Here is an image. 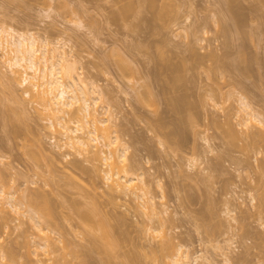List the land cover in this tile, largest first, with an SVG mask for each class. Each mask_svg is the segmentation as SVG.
Listing matches in <instances>:
<instances>
[{"label": "rangeland", "instance_id": "obj_1", "mask_svg": "<svg viewBox=\"0 0 264 264\" xmlns=\"http://www.w3.org/2000/svg\"><path fill=\"white\" fill-rule=\"evenodd\" d=\"M0 26L65 43L75 74L103 91L96 102L113 111L129 170L143 172L137 182L163 222L111 189L97 154L107 146L79 154L63 144L0 47V187L66 244L40 246L29 213L8 205L0 264H171L167 238L197 255L193 264H264V126L242 124L238 100L246 94L264 115V0H0ZM210 51L227 61L223 74L195 61ZM78 105L71 125L85 120Z\"/></svg>", "mask_w": 264, "mask_h": 264}, {"label": "bare ground", "instance_id": "obj_2", "mask_svg": "<svg viewBox=\"0 0 264 264\" xmlns=\"http://www.w3.org/2000/svg\"><path fill=\"white\" fill-rule=\"evenodd\" d=\"M132 8V3H128L126 8L122 9V13L127 14ZM64 44L61 41L51 40L46 36H42V39H40L33 31L19 32L13 26H0V47L4 50L6 62L11 67L15 77L21 74V82L35 89L34 91L30 89L32 87L29 88L32 90V96L47 111L51 126L57 127L64 136L65 142L63 144L74 148L79 154L91 152L92 147L98 145V142L107 146L108 151L102 148L97 154L109 165L106 170V178L112 180L110 183L111 189L117 194H133L136 199H142V202L139 201V203H142L141 205L150 209V211L144 210L140 206L141 210L147 214L150 220L158 218L162 225L160 211L152 205L153 203L150 204L153 197H149L144 186L137 182V180L145 181L143 172L131 173L129 170L132 161L128 151L129 145L123 143L121 135L123 131L117 127L113 111L108 106L96 102L103 100V91L98 84L92 82L88 85L80 76L75 74L73 65L68 64ZM203 54L199 55L194 52L195 61L198 64L207 63L214 68L215 72L218 71L223 74L225 68L228 67V65H225L227 61L224 56L216 51ZM124 65L123 62L121 66L124 68L126 66ZM126 68H129V66ZM247 68L248 65L243 67L245 75ZM176 97H174V100L178 101L177 106L182 105V103L180 104L181 101H186L179 98L180 96ZM238 100L241 101L239 111H243L241 123L247 128L258 126V123L261 127L264 126V115L254 108L248 96L241 93ZM77 103H79L77 109L83 112L85 120L82 121L83 119L78 116L74 119L75 125H71L72 118L68 115L71 114ZM101 106L105 108L103 110L99 109ZM178 107L181 108V106ZM119 130L122 132L120 133ZM226 130L231 141L238 139V133L233 126ZM259 131L262 133L261 130ZM254 133L259 132L254 131ZM22 193L24 196L25 192ZM17 196L13 190L0 187V213L4 214L8 211L6 208L8 205L17 213H29L30 219L34 223L33 226L36 225L35 227L38 228L39 232H42L41 236L39 235L42 240L38 241L40 246L48 251H55L66 246V244L60 246L51 239L52 235L49 232L53 229L44 224L47 221L46 217L38 214L35 208L30 206V208H25L24 211L21 210V207L24 206L23 199L18 200ZM262 198L264 199V193ZM103 233L105 236L109 235L106 230H103ZM160 247L161 252L163 251L164 255L170 257L171 264H193V261L198 259L197 255L192 257L189 250L183 248L181 242L173 243L171 239L167 238L161 243ZM228 261H230L229 257Z\"/></svg>", "mask_w": 264, "mask_h": 264}]
</instances>
